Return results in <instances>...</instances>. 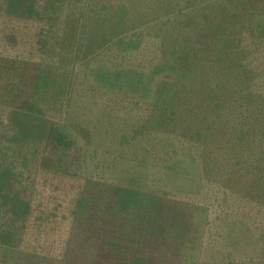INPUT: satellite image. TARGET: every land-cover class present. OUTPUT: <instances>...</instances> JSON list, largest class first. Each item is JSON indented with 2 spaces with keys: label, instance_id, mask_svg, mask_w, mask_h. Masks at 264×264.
<instances>
[{
  "label": "rangeland",
  "instance_id": "374dc122",
  "mask_svg": "<svg viewBox=\"0 0 264 264\" xmlns=\"http://www.w3.org/2000/svg\"><path fill=\"white\" fill-rule=\"evenodd\" d=\"M0 264H264V0H0Z\"/></svg>",
  "mask_w": 264,
  "mask_h": 264
}]
</instances>
